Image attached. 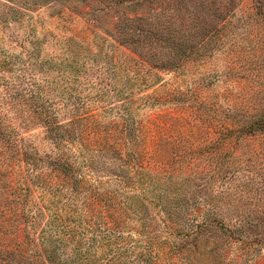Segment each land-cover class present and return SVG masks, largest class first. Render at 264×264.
I'll return each mask as SVG.
<instances>
[{
  "label": "rangeland",
  "instance_id": "rangeland-1",
  "mask_svg": "<svg viewBox=\"0 0 264 264\" xmlns=\"http://www.w3.org/2000/svg\"><path fill=\"white\" fill-rule=\"evenodd\" d=\"M9 55L0 264H264V0H0ZM45 81L56 147L6 101Z\"/></svg>",
  "mask_w": 264,
  "mask_h": 264
},
{
  "label": "trees",
  "instance_id": "trees-1",
  "mask_svg": "<svg viewBox=\"0 0 264 264\" xmlns=\"http://www.w3.org/2000/svg\"><path fill=\"white\" fill-rule=\"evenodd\" d=\"M121 1V0H120ZM10 56V55H9ZM35 57V52L30 51L26 54V58L22 59V62L18 64L20 66V70L22 71L24 68L28 69L31 66H34L31 61ZM15 57H5L2 61H0V65H9V68H11L15 64ZM31 63V66H30ZM33 68V67H32ZM3 74L0 75L1 82L4 81ZM49 85V81H45L44 84L41 85H33L32 89H29V92L26 93L24 90L18 91L19 89L16 86H10V92L9 94H12V96L7 99V104L9 107H11L13 110L16 111L18 115L22 116V112L28 110H32V117H23L24 119L27 118L26 121L33 120V118H36V121L43 126L45 135L49 137L52 142L54 143L55 147L60 146L62 141L65 139L64 137H67L69 135V127L71 123L76 121V118H70L65 123L59 122L55 113L51 112L48 105L52 106L53 101L48 100L47 97L48 94H51V90ZM35 87V89H34ZM6 93L8 90H5ZM53 99V98H51ZM48 104V105H47ZM33 115L35 117H33ZM1 118H0V141L3 143L4 146H6V149L8 150V156L19 159L21 158V154L19 153V149H15L14 146H12V141L10 140L9 136L7 135V131L2 126ZM264 122L263 118L257 117L256 119L252 120V123L250 124L249 132H252L258 129H263ZM51 166L55 174L59 175V177H76L71 169L69 162L65 159H63L61 156L56 155L55 159L51 160ZM71 171V172H70ZM172 206V205H171ZM170 206V203L167 205L169 209L172 207ZM56 224V222H55ZM100 238V237H98ZM94 240H99V239ZM149 246H145L147 249ZM77 254V255H76ZM144 252L137 253V259L141 262L147 261V257L144 255ZM74 255L83 257L84 254L81 251H77L74 253ZM83 255V256H82ZM147 255V253H146Z\"/></svg>",
  "mask_w": 264,
  "mask_h": 264
}]
</instances>
